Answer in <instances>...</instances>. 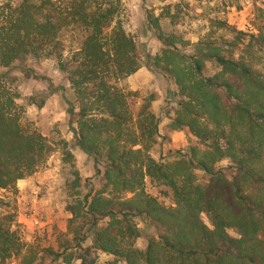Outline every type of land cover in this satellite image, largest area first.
<instances>
[{
    "label": "trees",
    "instance_id": "trees-1",
    "mask_svg": "<svg viewBox=\"0 0 264 264\" xmlns=\"http://www.w3.org/2000/svg\"><path fill=\"white\" fill-rule=\"evenodd\" d=\"M118 15V0L0 2V69L30 79L34 65L52 62L73 94L77 147L96 164L99 189L69 205L76 248L90 237L93 250L112 258L106 264H264V29L247 35L213 20L219 35L192 43L147 14L161 45L148 65L175 85L180 100L169 130H186L193 140L187 154L164 161L151 153L160 137L152 97L135 117L116 86L142 65ZM208 65L217 71L208 75ZM12 85L0 77V189L31 176L53 153L44 137L21 128ZM147 181L172 205L148 194ZM136 218L157 231L144 250L134 246ZM12 226L11 213L0 214V264L13 257L42 264ZM46 253L60 264L74 258Z\"/></svg>",
    "mask_w": 264,
    "mask_h": 264
},
{
    "label": "rangeland",
    "instance_id": "rangeland-1",
    "mask_svg": "<svg viewBox=\"0 0 264 264\" xmlns=\"http://www.w3.org/2000/svg\"><path fill=\"white\" fill-rule=\"evenodd\" d=\"M55 1V0H54ZM2 2V0H0ZM119 15L126 34L133 39L141 68L132 76L117 83L125 92L132 114L136 117L143 102L152 97L151 108L160 120L159 139L151 153L164 161L178 154L185 155L193 140L186 130L171 132L169 125L179 103L175 85L161 72L148 65V56L154 57L161 51L146 20L147 14L159 17L165 32H177L189 42L209 33L215 37L219 32L210 28L213 20L221 21L237 32L247 35L264 29V0H118ZM227 38L231 36H226ZM208 75L217 69L208 65ZM13 81L12 87L20 94L16 102L20 126L25 132H36L51 145L53 153L29 177L17 181L13 187L0 189V214L9 211L12 229L17 231L24 250L37 248L42 264H60L46 251L73 253L72 264H106L112 258L91 248L89 237L76 248L70 227L72 218L69 205L99 189L96 164L77 147V125L69 112L73 94L69 85L52 62L33 66V77L24 78L19 72L0 69ZM14 79V80H13ZM66 146L65 151L63 146ZM222 167L225 164L221 165ZM198 181L208 183V176L196 171ZM230 178V175L227 176ZM148 194L156 197L166 207L172 205L171 196L163 197L158 190L146 182ZM203 222L210 227L206 215ZM140 236L135 248L144 250L151 238H157L156 229L146 219L136 218ZM106 220L98 227H104ZM74 227V226H73ZM233 237L236 233L230 231ZM21 257H13L6 264H19Z\"/></svg>",
    "mask_w": 264,
    "mask_h": 264
}]
</instances>
